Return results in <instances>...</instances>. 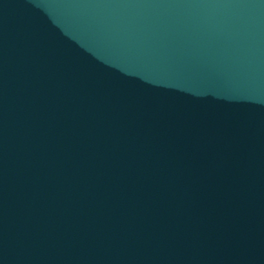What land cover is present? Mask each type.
Masks as SVG:
<instances>
[{"label": "water", "instance_id": "1", "mask_svg": "<svg viewBox=\"0 0 264 264\" xmlns=\"http://www.w3.org/2000/svg\"><path fill=\"white\" fill-rule=\"evenodd\" d=\"M0 264H264V0H0Z\"/></svg>", "mask_w": 264, "mask_h": 264}]
</instances>
